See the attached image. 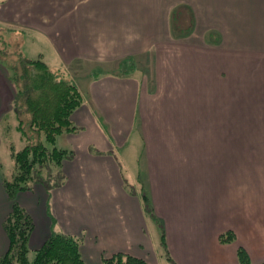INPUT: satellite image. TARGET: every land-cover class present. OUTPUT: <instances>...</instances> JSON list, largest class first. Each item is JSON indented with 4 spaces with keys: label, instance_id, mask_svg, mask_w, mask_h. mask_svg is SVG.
<instances>
[{
    "label": "crops",
    "instance_id": "obj_1",
    "mask_svg": "<svg viewBox=\"0 0 264 264\" xmlns=\"http://www.w3.org/2000/svg\"><path fill=\"white\" fill-rule=\"evenodd\" d=\"M176 1L194 13L193 28L180 38L173 31ZM0 24L37 40L45 47L37 59L73 76L84 95L72 116L81 130L66 143L75 157L63 164L65 185L50 195L36 190L51 199L66 234L82 237L87 264L117 253L139 257L151 246L140 194L125 190L124 168L138 187L146 176L177 263L239 264L241 246H256L264 258V239L253 243L252 219L255 183L263 193L264 180L255 181L254 143L237 137L264 135V0H0ZM201 54L211 55L209 64ZM143 62L159 67L153 91ZM6 83L0 82V113L13 98ZM191 104L201 111L196 118ZM206 134L215 143L194 155L187 137L212 139ZM261 149L264 161V142ZM34 193H20L21 204ZM11 206L0 177V256L8 248L2 224ZM40 217L33 249L53 231L48 213ZM231 229L237 240L222 243Z\"/></svg>",
    "mask_w": 264,
    "mask_h": 264
},
{
    "label": "trees",
    "instance_id": "obj_2",
    "mask_svg": "<svg viewBox=\"0 0 264 264\" xmlns=\"http://www.w3.org/2000/svg\"><path fill=\"white\" fill-rule=\"evenodd\" d=\"M19 60V67L10 68V88L16 114H20L23 106L29 113V121L20 120L19 128L26 144L20 150L12 147L14 171L11 177L2 176V184L12 206L2 224L8 248L0 256V264H87L81 253L83 239L79 236L53 230L40 247L31 249L29 243L35 221L16 200L21 192L32 193L37 184L44 185L49 191L65 185L63 164L72 160L75 152L59 143L63 135L79 131L72 116L85 98L73 81L62 78L42 59L33 60L21 55ZM235 237V232L228 230L220 235V241L232 243ZM30 252H34V257H30ZM238 258L239 264H255L242 247L238 249ZM101 264L149 263L130 254L117 253L104 258Z\"/></svg>",
    "mask_w": 264,
    "mask_h": 264
},
{
    "label": "rangeland",
    "instance_id": "obj_3",
    "mask_svg": "<svg viewBox=\"0 0 264 264\" xmlns=\"http://www.w3.org/2000/svg\"><path fill=\"white\" fill-rule=\"evenodd\" d=\"M159 4H163V0H158ZM170 1V0H168ZM175 4H179L175 7L173 11V31L175 34V37L180 38V37H185L187 36V28H193V18H194V13L191 8H186L185 4H180L179 1H176ZM183 25V27H182ZM189 30V29H188ZM180 36V37H179ZM38 51H45V47L41 46V44L37 40H32V38L28 34H23L21 33V30L16 29L15 26L12 25H3L0 24V82L4 84V82H7L6 84L8 85V88L10 87V84H12V81L10 80L9 76H11L12 72L10 71L11 67L16 66L19 67L20 65V57L21 55H24L28 59H35L37 60V56L35 54ZM46 53V52H45ZM49 64H50V56L46 54V57L44 58ZM199 60L202 62H205V64H209L211 60V55L209 54H201L200 57H198ZM3 60V61H2ZM19 61V64H18ZM242 66V65H239ZM138 67V65H137ZM53 69V68H52ZM140 69H147V72H150V82L152 83L151 85V91L154 90V86L156 85V72L159 70L158 65L156 66V63L150 62V64H146V62H143L141 64ZM73 71V69H71ZM62 78L71 80L75 83V78L73 79V76L69 77L66 72H58ZM136 73L141 75L142 73L136 70ZM74 74V72H72ZM75 75V74H74ZM202 75V73H201ZM76 84V83H75ZM11 89V88H10ZM1 105V104H0ZM214 105V104H213ZM202 110H206V107L208 104L204 103L203 104ZM194 104H191L189 113L191 117L196 118L198 113H200V110H196L193 108ZM20 114H16V105L13 102V98L7 107L5 111L0 113V177L2 179V176L5 175L8 177H11L12 172L14 171L15 167V162L12 158V147L15 150H20L25 146V139L23 137V133L20 130V120H23L25 123L29 121V113L25 110L23 106ZM249 121L251 122L250 118H248ZM239 124H242L241 119L239 118ZM77 125V124H76ZM194 125H196V120ZM78 126V125H77ZM79 127V126H78ZM81 128L79 127V131ZM28 131L30 132L31 129ZM78 131V132H79ZM77 132V133H78ZM31 133V132H30ZM243 134H239L237 137L240 139L239 141L242 144H247L249 145L250 143H254V155H253V169H254V175L255 181H260L264 180V177H260L258 174L261 173L264 169V161L263 159L261 160L260 154L262 153L261 149V144L264 142V135L260 134H254L253 136L251 135H246V136H241ZM184 136V135H182ZM207 138H212V139H197V136H190L187 137L186 143L187 146L190 147L193 151L194 155H197V148L205 143H210L213 144L215 143V136L211 134H206ZM158 137V136H157ZM69 136L68 135H63V137L60 139V145L63 146H68L69 148L73 149V147L67 145L66 143L69 142ZM214 139V140H213ZM254 139L252 142L251 140ZM142 141V139L140 138ZM140 143V141H139ZM75 152V150L73 149ZM92 151L95 152V148H92ZM114 155V153H112ZM129 158L132 163V170L133 172L137 173L139 172L137 169L134 167V156L135 152L134 150H130L128 152ZM259 155V156H258ZM115 156V155H114ZM75 157V156H74ZM240 158V156H239ZM214 168H211L213 170ZM124 188L126 191H128L131 194H140L138 196L140 198L142 210L144 213V219L146 223V229L148 232V236L150 237V247H143V252L142 256H139L141 258H144L149 264H179L177 263V260L170 255L169 253V248L166 239L163 240V235L166 236V222L162 218V216L159 213L158 210V203L155 199L154 196H152L150 187L148 184H145L146 176L142 175L143 181L139 182L140 185L139 187L133 183V178L131 174L125 170L124 168ZM215 174L212 172L210 176L207 177V181H212L213 177ZM145 181V182H144ZM42 186L44 189L48 191V195L52 191H49L47 187H45L42 184H37L34 186L33 192L35 197H32L31 200H33L31 203L27 202L29 199L27 198L25 201V204H21L22 202L20 201L19 194L17 195V201L33 216L35 221H39L41 219L40 215H46V212L48 213L49 218L51 219V225H50V231L55 230V231H60L66 233L63 228L59 225L57 222L55 215L52 211L51 207V199L50 200H45L41 190H36L37 186ZM159 187H162V183L158 182L156 184ZM260 183H255L254 191H253V201L255 203V206L253 208V214H252V219H253V243L256 244L257 242L261 241V239H264V209L262 207L257 208V203H263L264 204V190L263 193L259 191V186ZM36 190V191H34ZM24 193V192H21ZM138 194V195H139ZM21 197V196H20ZM23 197V196H22ZM43 206H45L46 212L42 213ZM44 209V210H45ZM53 222V223H52ZM42 223H39V228H41ZM62 229V230H61ZM232 230V229H231ZM228 231V230H227ZM226 231V232H227ZM235 232V240H237V233L235 230H232ZM224 233V232H223ZM77 236V235H76ZM33 243V240H31ZM29 247L32 249L33 247L31 246V242L29 243ZM242 248L246 249L248 252L251 261L255 264L264 262H255L252 260L254 257L255 260H260L264 259L262 255L259 254V249L256 246H252L253 249H248L246 246H241ZM34 252H30V257H34ZM252 255V257H251ZM172 258V259H171ZM176 260V261H175ZM18 264V263H15Z\"/></svg>",
    "mask_w": 264,
    "mask_h": 264
}]
</instances>
